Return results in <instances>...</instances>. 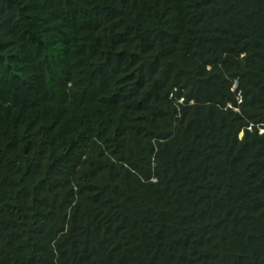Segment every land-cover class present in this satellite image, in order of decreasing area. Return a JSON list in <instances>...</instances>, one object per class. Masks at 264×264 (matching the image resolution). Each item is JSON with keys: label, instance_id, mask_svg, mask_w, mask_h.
<instances>
[{"label": "trees", "instance_id": "trees-1", "mask_svg": "<svg viewBox=\"0 0 264 264\" xmlns=\"http://www.w3.org/2000/svg\"><path fill=\"white\" fill-rule=\"evenodd\" d=\"M0 264H264V0H0Z\"/></svg>", "mask_w": 264, "mask_h": 264}]
</instances>
